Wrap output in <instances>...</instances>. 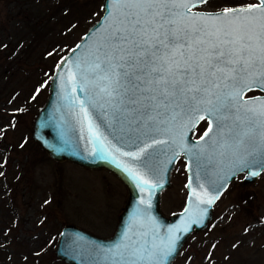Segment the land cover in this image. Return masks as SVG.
Instances as JSON below:
<instances>
[{
  "label": "rangeland",
  "instance_id": "1",
  "mask_svg": "<svg viewBox=\"0 0 264 264\" xmlns=\"http://www.w3.org/2000/svg\"><path fill=\"white\" fill-rule=\"evenodd\" d=\"M60 2L0 0V264H66L53 254L60 227L73 223L107 236L126 197L111 172L54 161L30 137L63 46L101 13V0H65L63 8ZM251 2L207 0L197 9ZM205 124L199 121L193 136ZM184 181L178 158L160 193L164 215L181 209ZM170 264H264V169L251 182H242V173L229 181L207 225L190 233Z\"/></svg>",
  "mask_w": 264,
  "mask_h": 264
},
{
  "label": "snow or ice",
  "instance_id": "2",
  "mask_svg": "<svg viewBox=\"0 0 264 264\" xmlns=\"http://www.w3.org/2000/svg\"><path fill=\"white\" fill-rule=\"evenodd\" d=\"M205 3L112 0L105 42L93 60L69 72V83L75 90L79 74L80 90H94L89 102L103 101L100 107L111 109L113 118H123L133 131L162 116L189 115L193 122L207 116L201 140L215 130L218 147L243 152L244 166L251 156L264 168V96L245 98L247 92H264V0L216 13L193 11ZM81 111L87 120L83 104ZM156 143L162 141L125 155L138 158ZM126 170L149 185L133 169ZM125 248L129 257L115 264H162L171 251L170 244L164 249L135 240Z\"/></svg>",
  "mask_w": 264,
  "mask_h": 264
},
{
  "label": "water",
  "instance_id": "3",
  "mask_svg": "<svg viewBox=\"0 0 264 264\" xmlns=\"http://www.w3.org/2000/svg\"><path fill=\"white\" fill-rule=\"evenodd\" d=\"M258 2L253 0L241 5ZM111 8L112 0H101L99 17L87 25L81 37L55 64L47 81L45 99L33 114L30 137L54 161L67 160L78 166L111 172L125 186L126 197L111 234L100 236L65 223L57 234L53 254L66 264H115L129 257L130 249L125 245L135 240L141 246L155 244L164 249L170 244L171 251L162 262L170 264L190 233L207 225L212 206L229 181L242 173V182H251L264 168L251 156L244 166L240 162L243 152L234 154L231 149L218 147L220 137L215 130L201 140L209 127L207 116L198 136H193V132L201 120L193 122L191 116L183 114L175 120L170 115L162 116L159 118L162 123L153 120L133 131L123 118L114 119L111 109H102L103 101L89 102L95 98L94 90L91 86L80 90L84 85L79 74L74 90L69 83V72H75L77 63L83 67L94 59L97 49L105 42ZM223 9L194 8L193 11L216 13ZM249 96H264V92L245 98ZM82 104L87 120L81 111ZM153 140L162 143L147 148L138 158L125 155L139 152ZM178 158L184 161L185 198L181 209L166 216L160 210V193L168 186L171 169ZM127 168L149 180V185H142ZM208 200L211 203L201 202ZM141 264L149 262L145 260Z\"/></svg>",
  "mask_w": 264,
  "mask_h": 264
},
{
  "label": "trees",
  "instance_id": "4",
  "mask_svg": "<svg viewBox=\"0 0 264 264\" xmlns=\"http://www.w3.org/2000/svg\"><path fill=\"white\" fill-rule=\"evenodd\" d=\"M93 1V0H92ZM60 3H62V8H63V6H64V4H65V0H61V2ZM60 7V6H59ZM66 8H65V10H64V13L62 12L61 13V16H63L64 18H67V17H69V15L66 13ZM71 45H67V44H65L64 46H63V49L66 47V50L70 47ZM63 52V51H62ZM65 52V51H64ZM63 52V53H64ZM62 53V54H63Z\"/></svg>",
  "mask_w": 264,
  "mask_h": 264
},
{
  "label": "flooded vegetation",
  "instance_id": "5",
  "mask_svg": "<svg viewBox=\"0 0 264 264\" xmlns=\"http://www.w3.org/2000/svg\"><path fill=\"white\" fill-rule=\"evenodd\" d=\"M229 6H232V5H229ZM225 7H227V6H225ZM221 8V7H220ZM262 92H260L259 90H257V91H251V92H247L246 93V95H254V94H261ZM202 121V120H201ZM9 207H11V206H9Z\"/></svg>",
  "mask_w": 264,
  "mask_h": 264
}]
</instances>
